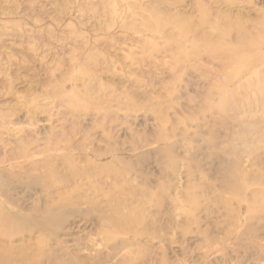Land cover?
Wrapping results in <instances>:
<instances>
[{"label": "rangeland", "instance_id": "obj_1", "mask_svg": "<svg viewBox=\"0 0 264 264\" xmlns=\"http://www.w3.org/2000/svg\"><path fill=\"white\" fill-rule=\"evenodd\" d=\"M0 264H264V0H0Z\"/></svg>", "mask_w": 264, "mask_h": 264}]
</instances>
